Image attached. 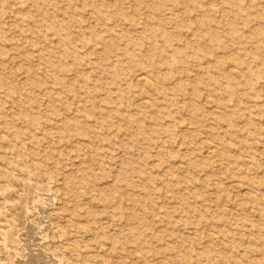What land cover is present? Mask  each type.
<instances>
[{"label": "rangeland", "instance_id": "rangeland-1", "mask_svg": "<svg viewBox=\"0 0 264 264\" xmlns=\"http://www.w3.org/2000/svg\"><path fill=\"white\" fill-rule=\"evenodd\" d=\"M0 136V264H264V0H0Z\"/></svg>", "mask_w": 264, "mask_h": 264}, {"label": "bare ground", "instance_id": "bare-ground-1", "mask_svg": "<svg viewBox=\"0 0 264 264\" xmlns=\"http://www.w3.org/2000/svg\"><path fill=\"white\" fill-rule=\"evenodd\" d=\"M138 79L139 81L145 86V87H148L150 88L151 85V82L144 76V75H139L138 76ZM148 101L146 100V103H145V106L147 107L148 106ZM0 139H3V136H0ZM209 150H211V148H209ZM213 153V152H212Z\"/></svg>", "mask_w": 264, "mask_h": 264}]
</instances>
